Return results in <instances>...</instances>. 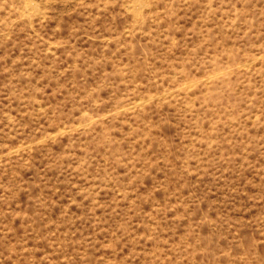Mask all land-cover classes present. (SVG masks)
<instances>
[{"label": "rangeland", "instance_id": "374dc122", "mask_svg": "<svg viewBox=\"0 0 264 264\" xmlns=\"http://www.w3.org/2000/svg\"><path fill=\"white\" fill-rule=\"evenodd\" d=\"M0 264H264V0H0Z\"/></svg>", "mask_w": 264, "mask_h": 264}, {"label": "bare ground", "instance_id": "6f19581e", "mask_svg": "<svg viewBox=\"0 0 264 264\" xmlns=\"http://www.w3.org/2000/svg\"><path fill=\"white\" fill-rule=\"evenodd\" d=\"M138 5V4H137ZM146 6V5H145ZM253 63V62H252ZM245 69V68H244ZM59 136V135H58ZM57 137V136H56Z\"/></svg>", "mask_w": 264, "mask_h": 264}]
</instances>
